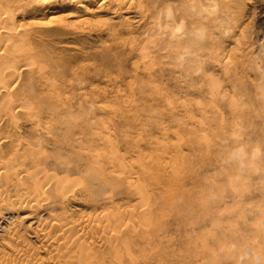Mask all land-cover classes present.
<instances>
[{"label": "rangeland", "instance_id": "374dc122", "mask_svg": "<svg viewBox=\"0 0 264 264\" xmlns=\"http://www.w3.org/2000/svg\"><path fill=\"white\" fill-rule=\"evenodd\" d=\"M8 4L12 100L37 126L4 133L70 188L40 222L119 214L142 263L264 264V0ZM21 204L0 221L35 247Z\"/></svg>", "mask_w": 264, "mask_h": 264}, {"label": "bare ground", "instance_id": "6f19581e", "mask_svg": "<svg viewBox=\"0 0 264 264\" xmlns=\"http://www.w3.org/2000/svg\"><path fill=\"white\" fill-rule=\"evenodd\" d=\"M8 1L0 0V205L4 206L7 203L20 200L21 206L31 208L32 218H36L34 219L36 222L33 227L26 228V230L30 231L31 239L36 243V246H30L31 243L19 234L16 226L5 227L3 226L5 222L1 220L0 236L5 234L8 239L5 242L0 241V264H122L125 253L130 257V264L132 261L137 263L138 258L134 256L133 249H130L129 241L125 238L127 236H123L124 225L121 226L120 222H115L119 221V214H116L117 218L112 219V225L108 214L86 216V218L75 221L66 220L65 222L64 219V221L50 219L47 224L40 222V218L43 215L49 216V212L38 209L39 205L55 206L70 188L67 187L69 185L60 184L61 180L56 179V172L44 174V167H41L40 163L44 161L45 157L39 155L40 149H34L29 144L33 141H26L24 144L14 132L12 134L4 133L16 125L15 117L18 112L25 115L21 118H27L26 120L32 118L31 112H27L25 105L19 104V102L17 104L15 100H12L15 97L12 95L17 75L15 72H6L10 68L14 71L13 67H16L14 54H12L14 51L9 48L7 41L11 33L8 31L7 25L13 13ZM55 1L29 0L30 3L40 2V8L45 11L44 15L56 13L52 10L51 5ZM66 1H70L71 4L80 0ZM222 22L220 23L222 24ZM11 30L15 31V29ZM8 67L10 68L8 69ZM31 124V129L37 126L36 123L32 122ZM4 157L9 159L5 160ZM68 167L69 164L64 163L63 168L57 167L56 169L66 172ZM56 169L54 170L56 171ZM107 169L105 170L107 171ZM105 170H101L98 174L95 169L89 166L86 169L88 182L94 179L98 180L100 173L102 174V171L105 172ZM99 180L103 182L105 179L100 178ZM85 187L87 189L89 183ZM41 211L43 215H40ZM0 217H2L1 212ZM133 247L135 246L133 245ZM41 253H45L46 257L43 258ZM138 255L139 258L144 257V260L153 261V258L146 255L144 251L140 250ZM141 264L147 263L141 262Z\"/></svg>", "mask_w": 264, "mask_h": 264}]
</instances>
